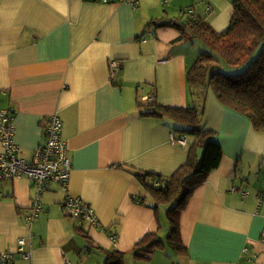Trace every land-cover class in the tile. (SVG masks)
Segmentation results:
<instances>
[{"label": "crops", "instance_id": "1", "mask_svg": "<svg viewBox=\"0 0 264 264\" xmlns=\"http://www.w3.org/2000/svg\"><path fill=\"white\" fill-rule=\"evenodd\" d=\"M211 1L212 22L223 29L232 0ZM204 3L0 0V110L12 113L15 155L32 162L56 117L72 164L67 188L50 183L38 210L31 205L38 195L31 177L0 180V261L12 254L13 264H107L111 252L122 251L124 264L159 263V250L147 260H136L131 250L159 223L154 209L141 203L147 193L134 173L171 174L188 155L186 145H173L161 115L143 114L138 96L155 88L158 103L191 107L186 70L199 52L177 29L148 24L185 7L200 14ZM197 99L193 95L192 103ZM203 109V125L218 132L225 154L182 215L187 262L264 264V206L257 204L264 188L251 179L253 162L244 157L264 152V133L211 88ZM196 153L201 159L204 148ZM78 197L94 209L97 224L65 207L67 198ZM20 238L30 258L21 257Z\"/></svg>", "mask_w": 264, "mask_h": 264}, {"label": "trees", "instance_id": "2", "mask_svg": "<svg viewBox=\"0 0 264 264\" xmlns=\"http://www.w3.org/2000/svg\"><path fill=\"white\" fill-rule=\"evenodd\" d=\"M202 1L209 16L185 7L179 15L153 17L148 24L153 29L173 27L182 38L205 41L210 49L199 52L186 70L188 93L198 96L197 106L160 104L155 99V88L149 92L153 99L143 105L146 107L143 114L161 115L158 118L169 123L176 139V143L171 139L173 145H180V139L186 138L188 158L171 174L145 170L134 173L147 193L141 203L153 208L159 220L157 231L145 234L131 249L136 260L150 259L155 251L165 249L168 243L176 254L182 255L177 254V258L184 260V264L187 262L188 248L181 232L182 215L194 192L220 166L224 157L222 145L211 140L218 132L203 125V102L210 88L223 105L247 117L252 130L264 133V0H232V13L223 29H218L210 17L214 10L212 1ZM222 61L242 68L236 74H225L220 70ZM201 146L204 154L198 159L196 151ZM160 205H166L169 221L166 240L160 239L163 228ZM126 253L111 252L107 264H124Z\"/></svg>", "mask_w": 264, "mask_h": 264}, {"label": "built area", "instance_id": "3", "mask_svg": "<svg viewBox=\"0 0 264 264\" xmlns=\"http://www.w3.org/2000/svg\"><path fill=\"white\" fill-rule=\"evenodd\" d=\"M113 65H116L115 63ZM144 100L153 99L150 95H144ZM149 101V102H150ZM12 113L8 110H0V140L6 147L5 153H0V180L16 175L26 174L33 179L37 189V197L32 202V207L40 209L42 200L41 195L47 189L50 183H56L67 188L70 172L72 169L71 158L68 153L67 142L61 136V120L54 117L49 123L46 133V143L35 151L34 160L28 161L17 158L15 151L18 150L14 142L15 126ZM173 137V141L175 142ZM186 138H181L179 142L186 145ZM237 186H232V191H236ZM244 196L247 191L241 190ZM264 196L259 195L258 208L264 206ZM65 207L73 210L75 216L81 219L89 220L97 224L98 218L94 209L87 201L82 198H67ZM28 219H30L28 217ZM261 241L264 243V229L261 234ZM19 251L22 258L31 257V252L25 247V239H19ZM14 255L4 254L1 256V264H13Z\"/></svg>", "mask_w": 264, "mask_h": 264}, {"label": "rangeland", "instance_id": "4", "mask_svg": "<svg viewBox=\"0 0 264 264\" xmlns=\"http://www.w3.org/2000/svg\"><path fill=\"white\" fill-rule=\"evenodd\" d=\"M205 9H202L200 12V15H207L209 16L210 13H206ZM212 17V15L210 16ZM195 51L196 52H202L203 50H209L210 48L208 47V45L206 43H204L202 40L199 39H195ZM261 48V45L259 46V48L257 49V51ZM255 56V55H254ZM221 71L224 72L225 74H236L240 71L239 66H234V64H230L227 63L226 61H222L221 62V67H220ZM147 94L146 92L141 93L138 96V100L140 102L141 107L147 103H144L142 101V96ZM192 98L193 95L191 93H189L188 96V100H189V105L192 106H197L195 105V103H192ZM201 103V101H200ZM175 106V105H174ZM140 107V108H141ZM144 108H146L145 106H143ZM217 136V135H216ZM215 135H213L211 137V140H215L219 143V141L217 140V137ZM220 144V143H219ZM221 145V144H220ZM224 151V149H223ZM225 154V152H224ZM244 157L247 159H250V161L253 162L252 165V176L251 179L255 181V183H258L260 188H264V152L261 151H249L247 153L244 154ZM201 161V160H200ZM236 186V185H233ZM176 201L173 202L172 206L175 204ZM166 205H160V210L162 211L161 214V219H162V225L163 228L161 230V234H160V239H167V236L169 234V221H168V217L165 211ZM184 244V243H183ZM164 250V251H163ZM163 250H159L155 253V256L157 257V261L159 262L158 264H173V263H177V264H184V260L180 261L177 257V254L180 255L179 253H175L174 250L172 249V246L170 244L167 243V249H163ZM182 256V255H180ZM1 263V261H0ZM186 264H188V262H186Z\"/></svg>", "mask_w": 264, "mask_h": 264}, {"label": "bare ground", "instance_id": "5", "mask_svg": "<svg viewBox=\"0 0 264 264\" xmlns=\"http://www.w3.org/2000/svg\"><path fill=\"white\" fill-rule=\"evenodd\" d=\"M133 247H134V245H133ZM133 247H132V248H133ZM152 256H153V255H152Z\"/></svg>", "mask_w": 264, "mask_h": 264}]
</instances>
